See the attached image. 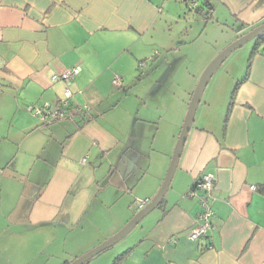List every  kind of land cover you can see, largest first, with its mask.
<instances>
[{"label": "crops", "instance_id": "1", "mask_svg": "<svg viewBox=\"0 0 264 264\" xmlns=\"http://www.w3.org/2000/svg\"><path fill=\"white\" fill-rule=\"evenodd\" d=\"M209 2L205 18L184 0H0V264H14L20 225L92 228L75 234L87 250L125 224L136 199L156 193L164 169L151 175L148 166L159 124H147L138 90L121 94L112 79L123 86L139 77L151 52L179 49L208 23L229 22L236 38L264 21V0ZM249 54L230 82L200 99L164 200L122 244L115 256L129 252L120 264H264V45L230 103ZM74 65L68 84L51 78ZM66 85L85 110L45 122L25 109L55 102ZM204 173L214 176V227L192 239L199 203L186 192Z\"/></svg>", "mask_w": 264, "mask_h": 264}, {"label": "rangeland", "instance_id": "2", "mask_svg": "<svg viewBox=\"0 0 264 264\" xmlns=\"http://www.w3.org/2000/svg\"><path fill=\"white\" fill-rule=\"evenodd\" d=\"M234 35V29H232L229 22L221 24L217 22L208 23L193 41L181 45L179 49L168 51L156 49L151 52L143 61L139 62V69L136 71V74H140L139 77L135 75L133 80L128 81L123 86H118L116 89V86L112 84L114 86V91L119 90L121 94H133L135 90H138L146 103L140 110L146 111L147 117L152 119L147 124L153 125V129L159 124L154 141V146L156 148L150 150L149 153L150 164L148 166V171L151 175H153V173L157 174L163 171V169V175H165L191 92L206 64L227 44L235 39ZM253 42L254 40L244 42L224 59L205 85L201 95L202 100L207 97L210 91L213 92L215 87H221L224 86L226 82L228 83L229 80L227 78H229L231 73L235 77V75H237L236 73L240 72V69L245 64ZM203 64L204 66L202 67ZM43 102L49 101L36 103L42 104ZM178 102L181 104L182 111L184 109V112L181 111L183 114H181L180 119L176 123L175 120L178 119ZM128 105L134 104L132 102L128 103ZM202 106V104L198 105L195 110L188 140H190L194 132L193 127L198 122L197 117ZM25 109L30 112V114L34 115L27 106H25ZM170 120H174L176 124L174 123L171 125ZM141 159H143V161L145 160V152ZM175 178L174 175L173 179L175 180ZM89 216L90 214L85 213L79 225L84 224L87 228L88 222L86 220ZM96 219L97 218L94 220ZM136 226L137 224L125 236L116 241L113 245L94 255L84 264H111L114 256L122 251V244L136 237V231L138 230ZM77 230L80 229H78V227H76V229H69L59 221L54 222V225L51 226L38 225L28 228L20 225L19 246L13 263L61 264L65 259H73L75 255L79 256L97 245L94 244L87 250H84L86 247L84 246L85 244H83L75 234L87 235L92 232V228H88L82 234ZM8 250L9 245L8 247L6 245L5 252L7 253ZM3 264L9 263L4 262Z\"/></svg>", "mask_w": 264, "mask_h": 264}, {"label": "water", "instance_id": "3", "mask_svg": "<svg viewBox=\"0 0 264 264\" xmlns=\"http://www.w3.org/2000/svg\"><path fill=\"white\" fill-rule=\"evenodd\" d=\"M264 33V21L245 33L240 34L237 36L233 41L227 44L221 51H219L210 61L206 64L204 69L202 70L199 79L191 92L190 98L187 103V109L174 145V149L167 166L164 178L156 191V193L136 212L125 222V224L119 228L115 233L98 243L97 245L93 246L86 252L82 253L81 255L75 257L67 264H84L94 255L99 253L100 251L108 248L109 246L113 245L116 241L121 239L125 236L137 223L138 221L145 216L148 212H150L153 208L158 206L161 202L162 198L164 197L172 175L176 169L178 159L180 153L182 151L184 142L187 138L188 131L192 125V121L194 119L195 110L199 104L201 99V95L205 85L207 84L209 78L212 74L216 71L219 65L224 61V59L237 47L241 46L244 42L248 40H254L257 36Z\"/></svg>", "mask_w": 264, "mask_h": 264}, {"label": "built area", "instance_id": "4", "mask_svg": "<svg viewBox=\"0 0 264 264\" xmlns=\"http://www.w3.org/2000/svg\"><path fill=\"white\" fill-rule=\"evenodd\" d=\"M188 6H195L196 0H185ZM80 70L77 65L65 68L51 75L52 79H60L66 84L75 77ZM115 86L120 85L121 78L115 75L112 79ZM73 92L68 85L65 86L62 95L54 102H43L42 104H30L28 109L38 116L42 121L50 122L54 120L70 118L78 112L86 109V104L72 100ZM84 160V158H82ZM214 176L211 173H204L186 192L188 196L197 197L199 210L197 212L196 224H194L188 236L197 239L206 236L209 229L214 227L212 221L213 210L210 203V190L213 186ZM148 201L145 199H137L135 204L137 209L142 207Z\"/></svg>", "mask_w": 264, "mask_h": 264}, {"label": "trees", "instance_id": "5", "mask_svg": "<svg viewBox=\"0 0 264 264\" xmlns=\"http://www.w3.org/2000/svg\"><path fill=\"white\" fill-rule=\"evenodd\" d=\"M185 1V0H184ZM190 10H193L195 14H202L205 18H209L211 17V9H212V4L209 2V0H201V2L199 4H195V6H188ZM242 26V25H241ZM240 26V27H241ZM264 45V33L257 36L256 38H254V42L253 45L250 49V54L247 60V64H246V69H245V73L243 74V76L239 79L236 80L233 89L231 91L230 94V103L233 100V97L235 95V91L237 88V85L239 83L240 80L244 79L247 76L249 67H250V59H251V55L255 52L259 51V46ZM195 183V182H194ZM164 198H162L161 202L159 204H161L163 202ZM129 252V249L123 251L122 253H119L117 256L114 257L113 261L111 264H120L122 262V260L126 257L127 253ZM69 261H67L65 264H67Z\"/></svg>", "mask_w": 264, "mask_h": 264}, {"label": "flooded vegetation", "instance_id": "6", "mask_svg": "<svg viewBox=\"0 0 264 264\" xmlns=\"http://www.w3.org/2000/svg\"><path fill=\"white\" fill-rule=\"evenodd\" d=\"M148 200H149V199H148ZM135 201H136V200H135ZM134 203H135V202H134ZM138 209H139V208H138ZM138 209H137V210H138Z\"/></svg>", "mask_w": 264, "mask_h": 264}]
</instances>
